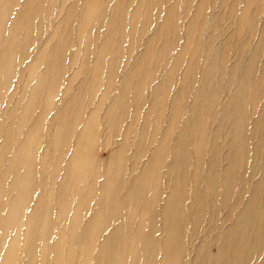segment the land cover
<instances>
[{
  "label": "bare ground",
  "instance_id": "obj_1",
  "mask_svg": "<svg viewBox=\"0 0 264 264\" xmlns=\"http://www.w3.org/2000/svg\"><path fill=\"white\" fill-rule=\"evenodd\" d=\"M194 1L0 0V264H264L262 0L238 16L242 0L224 3V18L247 24L227 37ZM218 198L231 204L217 222Z\"/></svg>",
  "mask_w": 264,
  "mask_h": 264
},
{
  "label": "rangeland",
  "instance_id": "obj_2",
  "mask_svg": "<svg viewBox=\"0 0 264 264\" xmlns=\"http://www.w3.org/2000/svg\"><path fill=\"white\" fill-rule=\"evenodd\" d=\"M208 1V5H207V9H206V11H205V15H206V19H208V20H210V19H215L216 21H217V23H218V25H219V27H217L216 28V33L217 34H220V35H223V37L225 36V37H227L228 35H229V32L231 31V28H229V24H231V23H237L238 25H239V28H240V34H243V33H245V31H246V29H247V24H245V25H240V23H238L237 22V20H235V21H233V22H230V21H228L226 18H224V16H223V14L222 13H226L225 11H223V9H221V8H223V6L225 5V4H227L226 6H228L229 5V0H224V2L222 3V5H220V3H218V0H217V2H216V4L214 5V6H211V4H210V0H207ZM219 1H221V0H219ZM244 0H242V3L240 4V6H238L237 8H236V11H235V15L236 16H238V15H240V13H241V11L243 10V2ZM195 2H196V0L192 3L193 5L195 4ZM225 3V4H224ZM262 6H263V8H264V0H262ZM194 9V8H193ZM191 11V10H190ZM221 11V12H220ZM182 14H186V12H183V10H182V12H181V15ZM189 14H191L190 12L187 14V16L189 17ZM187 20V17L182 21V24L183 23H185V21ZM54 23H56L57 22V20H54L53 21ZM47 23H45L44 25H46ZM217 37V36H216ZM145 38H147V36L145 35L144 36V39ZM222 40V37H220L219 36V38H216V40H215V43H214V41H213V44L209 47V48H206V49H210L212 52L214 51V48H217L218 46H219V42ZM237 42L238 41H233L231 44H230V48H229V50H228V52L226 53V63H227V67H229L232 63H234V60H235V58H234V56L237 54V52H236V49H235V47H236V45H237ZM129 43V42H128ZM251 43H252V41L249 43V45L247 46V49H246V51H244L243 52V54H242V57H241V59H240V63H241V65H243V63L245 62V56L247 55V53L249 52V50L251 49ZM94 44H97L98 45V42H96V43H94ZM126 45V44H125ZM135 45V44H134ZM36 47H37V44L35 43V44H33L29 49H28V51L29 52H31V54L32 53H34V51L36 50ZM135 47V46H134ZM135 49V48H134ZM175 49H176V47H175ZM207 50V51H208ZM132 55H133V53H132ZM208 55V54H207ZM92 57V56H91ZM192 58V62H194V60H196V55H195V57L192 55V56H190V54L188 53L187 54V56H186V58ZM91 59V58H90ZM80 61H81V53H79L78 54V58H77V60H76V62H75V64L73 65V66H68L69 65V63L67 64V67H66V70H65V72L67 71V73H66V75L67 76H71V74L72 73H75V74H78V70H75V69H77L78 68V66H79V64H80ZM91 61V60H90ZM166 61H169L170 62V57L169 58H167L166 59ZM164 64V63H163ZM162 64V66L163 67H165L166 65H163ZM160 67V69H159V71H157V78H159L160 76H164V75H162V73L163 72H161V71H164V70H161V68H163V67ZM205 67V64H200V66H199V70H202L203 68ZM218 72L216 73V75H215V85H220V90H218V94H217V97L219 98L218 99V101H219V104H222L224 101H225V98H226V90L228 89V88H226L225 86H227L228 85V81H229V79H228V75H227V70L226 69H222V70H217ZM85 73H86V75H88V70L87 71H84ZM84 72H81L79 75H78V77L79 78H77V82L78 81H80L83 77H85V74H84ZM220 73H221V75H220ZM15 75H16V77L18 78L19 76H20V71L19 70H16L15 71ZM237 75H238V72H237ZM177 76H178V78L180 77V75H176L174 78H175V81H179V79L177 78ZM218 79V80H217ZM220 79V80H219ZM16 80V79H15ZM25 81V75H23V78H22V81H20V82H24ZM161 87H162V85H161ZM177 87H178V85H176L175 86V88H173L172 87V89H171V92H167V93H169V95H171V93L173 92V93H175L176 91H177ZM230 88L232 89L233 87L232 86H230ZM166 89V88H165ZM167 91V90H166ZM164 92V91H163ZM229 93H230V91H229ZM99 94V93H98ZM160 94H161V96H164V94L162 93V92H160ZM252 94H253V90H251L250 91V93H249V96H250V98L252 97ZM93 101H91L90 103H92ZM259 102H260V104L262 103V101L261 100H259L258 101V104H259ZM259 104V105H260ZM248 106H253V105H250V104H247ZM224 106H222V108H223ZM219 108H221V106H219ZM218 108V109H219ZM218 109H216V110H218ZM90 110H91V107H89V106H87L85 109H84V111H83V117L85 118V117H87V115H89V113H90ZM254 116H256V114L254 115ZM217 123V120H215L214 121V123L213 124H216ZM212 124V125H213ZM211 125V123H210V126H212ZM160 129H162L161 127H159ZM101 138L103 139V137H102V135H101ZM111 148H112V146H114V142H113V140H111L110 141V145H109ZM109 149H101V151H100V154L104 157V158H108V156H109V151H108ZM218 157H217V155H213V159H217ZM192 158H190L189 159V166H188V169H187V173H189V180L191 179V174L193 173V171H194V167L192 166ZM251 166H252V164H251V160L249 159L248 160V166L246 167V168H241L240 170L243 172V171H246V175H248V173H249V175H251L252 174V169H251ZM48 171H50L49 169H47ZM219 173H221V172H219ZM222 175H223V173H222ZM256 180V179H255ZM254 179L252 180V181H247L245 184V186L248 188V190H249V185H250V183H253L254 181H255ZM192 186L191 185H189V187H188V193H191V191H192ZM233 198V197H232ZM206 199L208 200V196H206ZM220 198H218L217 200H216V211L218 212V219H217V222H218V220L220 219V217L221 218H224L226 215H227V213H228V211H229V207H230V202H228V203H226V205H221L220 203ZM239 209H240V207H239ZM237 209L236 210H234L233 211V214L235 215L236 213H237ZM70 212H71V209H69L68 210V214L67 215H70ZM217 214V213H216ZM207 216H209V214L207 213ZM62 221H64V220H62ZM148 222V220H147V218L145 219V223H147ZM62 225V224H61ZM58 227V229L57 230H60V227L61 226H57ZM147 229H146V227H144V229H143V232L142 233H145V231H146ZM200 230H203L202 228L201 229H197V231H200ZM58 232V231H57ZM185 239L187 238V241H188V239H189V234H190V229H189V227L187 228V229H185ZM127 234H125V236H124V242L125 243H128V241H129V239H130V236H129V231L127 230V232H126ZM203 233L201 232V233H199V232H197V234H196V236L198 237V238H195V236L194 237H192V245H197L198 243H199V239H203ZM216 235V232H214L213 234H211L210 235V237H207V240H206V242H207V244H208V250L211 252V253H215V251H216V249H217V244L213 241V236H215ZM140 239H143V238H141L140 237ZM263 247V248H262ZM258 251H257V254L260 256V257H263L264 256V245L262 246ZM187 249H189V248H187ZM185 255H186V253H185ZM188 255V254H187ZM210 264V263H209Z\"/></svg>",
  "mask_w": 264,
  "mask_h": 264
}]
</instances>
